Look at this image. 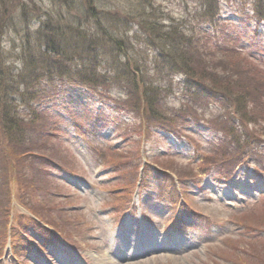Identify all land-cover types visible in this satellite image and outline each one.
I'll return each mask as SVG.
<instances>
[{
    "label": "rangeland",
    "instance_id": "rangeland-1",
    "mask_svg": "<svg viewBox=\"0 0 264 264\" xmlns=\"http://www.w3.org/2000/svg\"><path fill=\"white\" fill-rule=\"evenodd\" d=\"M32 1L29 31L47 12L73 58L46 66L34 84L42 107L38 122L23 120L21 137L0 141V264H264V123L240 116L229 87L219 84L220 72L214 88L164 65L133 22L141 4L161 23L165 17V23L175 18L196 24L197 0H95L106 34L142 45L134 48L164 89L159 98L165 119L159 120L117 106V100H130L120 83L92 87L72 77L76 66L94 56L98 73L119 68L107 38L88 47L75 36L76 28L95 33L82 8L72 0ZM219 1L217 34L264 67V19L254 15V0ZM259 6L264 10V0ZM16 34L21 31L12 26L2 31L0 49L8 63L20 66ZM191 82L208 96L204 102L184 101L182 85L195 87ZM19 109L25 112L26 106ZM225 113L251 136L248 147L254 143L255 151L231 133L225 139L218 123ZM22 139L31 147L36 139L41 150L34 151L51 159L31 156L25 148L7 170V149ZM45 217L60 220L62 237L45 227ZM26 230L44 247L26 241ZM10 235H16L11 245L23 244L12 256L4 248Z\"/></svg>",
    "mask_w": 264,
    "mask_h": 264
},
{
    "label": "trees",
    "instance_id": "trees-1",
    "mask_svg": "<svg viewBox=\"0 0 264 264\" xmlns=\"http://www.w3.org/2000/svg\"><path fill=\"white\" fill-rule=\"evenodd\" d=\"M11 1L0 0V33L11 26L14 30L21 31V35L16 34L18 38L13 42H18L20 46L18 56L21 57L22 61H20V66L8 63L5 60L7 55L0 49V141L7 140L11 134L15 136V139L21 137L23 132L20 129V123L23 120L27 123L38 122V114L39 111H42V107H39L40 96H38L34 84L45 75L44 68L46 66L61 60L70 62L73 58L71 57L73 50H70L65 41V36L59 33L58 27L54 26V21L47 15V12L44 13L46 17L40 21L39 26L32 33L29 31V21L31 17H35L32 12L36 6L35 3L32 0H17L15 4ZM59 1L63 3V0ZM260 1L254 0L253 13L263 20L264 10L259 6ZM219 2V0H197L198 8L194 11L196 24L192 25L186 19L175 18L165 23V17L161 23L157 13L147 14L141 4L137 8V15H134L135 19H139L137 22H133L137 24L138 30L145 36L144 45H152L154 51L157 52L156 56L164 61V65L174 68L180 73L182 71L186 76L193 78L192 82L195 79L209 82L214 88L215 84L218 83L215 76L218 75L217 72H220L224 76H222L223 80L219 84L225 82V87H229L228 91H225L231 94L234 104L239 108L240 116L243 117L244 115L251 118L252 121H249L251 123L258 119L264 123V67L256 58L236 52L235 47L230 46L231 43L224 41L217 34L216 24L220 22ZM75 4L84 10V13L96 27L95 33H86L81 28L75 27L79 31L75 36L80 39V42L87 43L88 47H91L96 40L107 38L106 42L111 44L114 53L122 59L118 58L119 68L117 70L113 69L110 73H98L94 63L96 57L87 58L86 61L75 67L77 74L73 73L72 77L92 87L106 88L112 83H120L122 88H127L125 94L130 100H117V106L140 109L147 120L165 119L159 98L164 89L159 85L160 81L154 80L156 73L150 74L144 68L141 59L143 52L140 53L134 48V46L140 48L142 45L139 46L130 41L123 34L114 32V35L109 32L106 34L103 31L106 29L97 15L99 9L95 0H72L71 5ZM66 5L69 6V3L67 2ZM32 38L36 40L31 42ZM8 53L11 54V51ZM263 53L264 51H261L259 55L262 58ZM230 57L234 60L229 62ZM154 62H157L155 63L156 67L159 66L158 61L155 60ZM122 82H126L127 85H122ZM182 87L186 102H189V99L204 102L202 100L208 97L200 92V85L195 84V87L182 85ZM135 99L136 104L134 105ZM21 105L26 106L25 112L19 109ZM35 109L37 110L35 111ZM20 112H24V114L22 113V115ZM43 113L44 118L47 119L45 111ZM220 117L221 115L218 118V123L222 126L220 128L225 139L226 134L231 133L234 138L245 141L247 151H255L254 143L248 147V140L251 136L239 130L230 113L224 114L225 120L220 121ZM47 122L52 124L51 119H47ZM160 128L167 131L162 126ZM38 136L42 137V133L37 135L38 140H40L41 138ZM18 144L12 143L10 149H7L8 155L12 159L10 163L3 162L7 170H11L12 166L15 167L19 160L18 156L26 149H32L31 152H27L28 154L31 153V156H37L40 159L50 158L34 151L36 148L41 150V147L36 146V139L32 143V147L24 139L18 141ZM234 152L235 148L232 150V153ZM37 196L40 198V195ZM45 218L47 224L57 226L58 228H56L62 231L60 220Z\"/></svg>",
    "mask_w": 264,
    "mask_h": 264
}]
</instances>
